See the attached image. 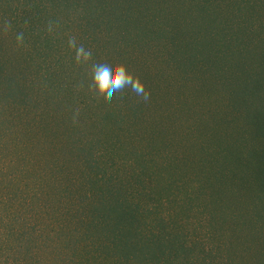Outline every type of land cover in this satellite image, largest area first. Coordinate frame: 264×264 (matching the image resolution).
Returning a JSON list of instances; mask_svg holds the SVG:
<instances>
[{
  "label": "rangeland",
  "instance_id": "obj_1",
  "mask_svg": "<svg viewBox=\"0 0 264 264\" xmlns=\"http://www.w3.org/2000/svg\"><path fill=\"white\" fill-rule=\"evenodd\" d=\"M263 95L264 0H0V264H264Z\"/></svg>",
  "mask_w": 264,
  "mask_h": 264
},
{
  "label": "clouds",
  "instance_id": "obj_2",
  "mask_svg": "<svg viewBox=\"0 0 264 264\" xmlns=\"http://www.w3.org/2000/svg\"><path fill=\"white\" fill-rule=\"evenodd\" d=\"M17 42L23 41V34L18 33ZM69 46L75 49V60L77 63H87L91 57L90 49H85L83 45L77 46L75 38L69 39ZM115 54L110 51L106 63H94L91 66V83L89 92L95 96L103 97L107 102H111L116 93H123L127 88L137 97L138 102L148 103L151 99L150 91L145 87L140 78L134 75L123 63L114 61ZM79 109L73 115V123H77Z\"/></svg>",
  "mask_w": 264,
  "mask_h": 264
},
{
  "label": "trees",
  "instance_id": "obj_3",
  "mask_svg": "<svg viewBox=\"0 0 264 264\" xmlns=\"http://www.w3.org/2000/svg\"><path fill=\"white\" fill-rule=\"evenodd\" d=\"M263 97H264V95H263ZM261 113H263V115H264V106H263V109H258ZM262 166V167H261ZM260 169H261V171H264V166H263V164L262 163H260ZM263 173V172H262Z\"/></svg>",
  "mask_w": 264,
  "mask_h": 264
}]
</instances>
